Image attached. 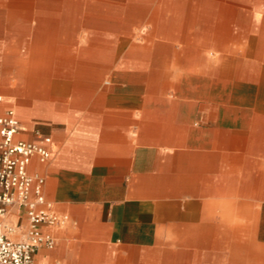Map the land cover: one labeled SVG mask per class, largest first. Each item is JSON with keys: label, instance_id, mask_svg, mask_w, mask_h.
I'll list each match as a JSON object with an SVG mask.
<instances>
[{"label": "crops", "instance_id": "1", "mask_svg": "<svg viewBox=\"0 0 264 264\" xmlns=\"http://www.w3.org/2000/svg\"><path fill=\"white\" fill-rule=\"evenodd\" d=\"M109 3L120 12L91 34L92 68L111 81L94 99L85 87L53 95L52 59L34 41L15 50V32L0 22L10 37L0 49L20 54L11 60L18 73L0 82L41 107L22 110L0 92V115L16 110L19 139L53 138L51 159L35 158L30 171L46 177L53 211L69 217L42 226L57 244L39 248L36 264H264V0ZM9 8L0 0V14ZM142 26L152 27L143 45ZM121 35L130 42L122 51ZM7 221L23 239L26 210L12 208Z\"/></svg>", "mask_w": 264, "mask_h": 264}, {"label": "rangeland", "instance_id": "2", "mask_svg": "<svg viewBox=\"0 0 264 264\" xmlns=\"http://www.w3.org/2000/svg\"><path fill=\"white\" fill-rule=\"evenodd\" d=\"M97 1L8 0L9 10L6 14H0V22L2 21L3 24L7 23L11 31L15 32L14 42L11 43L15 50L20 46L19 41L21 42V39L29 41L30 49L33 48L34 41L36 52L40 56L42 55L41 57L46 58V60L48 57L52 59V63L44 70L47 71L45 76L51 80L50 88L53 95L68 98L73 91L75 92L80 87H85L88 89L83 90L84 98L94 99L98 96L94 89L100 83L104 84V81H111L109 77H105L102 81V73H98L92 68L95 67L98 57L97 50L92 47L96 40L91 32H97L99 21L103 19L105 21L110 20V13L118 14L120 11L112 12L110 9L106 10L105 7L111 6L109 0H99L98 4L102 7L105 6L104 8L100 7L101 10H99L96 7ZM3 14L6 21L1 18ZM32 22L37 23L36 39L33 38L32 34ZM102 28L112 29V26H102ZM149 28L152 27L142 26L137 30V43L146 44L142 33ZM116 29L122 31L123 29L125 30V26H117ZM80 30L84 33L87 31L88 35L80 37ZM126 37L121 35L120 40L114 43L116 49L121 51L127 49L130 42L126 41ZM141 38H143L142 41H140ZM9 41V36L0 35V46L1 44L9 43ZM102 44H106L105 46L109 48L112 47L110 41L109 43L101 42ZM30 53L33 52L30 50ZM18 57H20V54L17 52L12 53L0 49V74L2 72L8 76L17 74L19 68L11 60H15ZM25 57H29V55H25ZM99 60H101L100 57ZM13 79L16 80V77ZM108 86L110 85H105V87ZM1 87L4 89H0V92L17 97L18 104L22 106V110H41V107L34 105L31 97L21 96L13 91V88L0 82Z\"/></svg>", "mask_w": 264, "mask_h": 264}, {"label": "built area", "instance_id": "3", "mask_svg": "<svg viewBox=\"0 0 264 264\" xmlns=\"http://www.w3.org/2000/svg\"><path fill=\"white\" fill-rule=\"evenodd\" d=\"M3 101L0 95V103ZM23 131L26 128L14 108L0 115V264H36L39 248L53 249L57 244L42 226L65 225L69 220L67 215L56 214L47 200L46 177L30 171L35 158L41 164L51 159L53 138L36 131V141L19 139ZM14 207L25 209L29 219L23 239L15 238L22 231L7 221Z\"/></svg>", "mask_w": 264, "mask_h": 264}]
</instances>
